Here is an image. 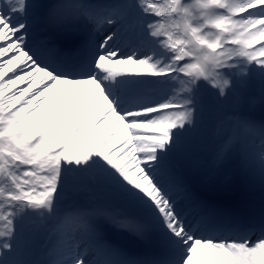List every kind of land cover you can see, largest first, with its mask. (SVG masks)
I'll use <instances>...</instances> for the list:
<instances>
[{
  "label": "snow or ice",
  "instance_id": "6c2138e0",
  "mask_svg": "<svg viewBox=\"0 0 264 264\" xmlns=\"http://www.w3.org/2000/svg\"><path fill=\"white\" fill-rule=\"evenodd\" d=\"M34 8L0 0V264H264V158L258 205L221 180L253 171L227 149L254 125L227 110L264 82V0H56L60 44ZM209 28L224 47L193 48L198 68L164 39Z\"/></svg>",
  "mask_w": 264,
  "mask_h": 264
},
{
  "label": "bare ground",
  "instance_id": "6f19581e",
  "mask_svg": "<svg viewBox=\"0 0 264 264\" xmlns=\"http://www.w3.org/2000/svg\"><path fill=\"white\" fill-rule=\"evenodd\" d=\"M44 0H33L35 4L34 15L40 18L39 22L35 24L34 31L38 36L52 35V43L60 44V40L49 33V31H41V26H44V18L47 16L49 8L42 6ZM91 2H109V0H91ZM115 27V26H112ZM111 28V27H109ZM112 30V28H111ZM210 35L208 39H200L199 35L194 33H185L180 30H176L174 36L169 38L167 35L164 37L165 41L171 40L169 47L170 51H176L178 53L177 60H188L190 64L198 68L199 65L196 63V60L193 56L192 49L199 47L202 50V53H218L224 47L223 44H220L216 41V33L212 31L211 28L208 29ZM215 42L217 44L216 48H211L210 44ZM227 43V41L225 42ZM62 46V45H61ZM186 54V55H181ZM187 73L185 76L187 77ZM193 84L195 82L193 81ZM174 87L177 90H180L184 87V84L180 81H176ZM264 90V82L261 81L260 77L253 73L247 83L243 84L239 88L240 96L234 97V104L229 108V115H237L247 120L251 121L254 127H241L238 131L237 137L228 145V153L242 154L246 153L248 162L253 169L249 171L248 168L243 167L239 163L235 164L236 161H233L234 166L228 172L225 173V176L221 178L225 182L233 185L224 195L227 201L236 206L246 207L248 205L254 204L258 205L260 198V187H259V177L258 170L259 164L262 158H264V145H261V141L258 134V127L261 123H256L252 121L253 118H258V115L264 113V102L261 101V92ZM200 97L202 101L206 104H210L212 101V96L209 91L201 89ZM259 112H255V110ZM248 129L255 136V139H252L251 142L248 141L245 130ZM231 135L230 133L228 134ZM225 143H227V137L225 138ZM201 182H206L207 177H200ZM193 182L196 183V178L193 177ZM212 195L213 193H208ZM31 223L30 221L28 222ZM118 239L125 244L132 251H140V245L136 241L135 237H132L129 234H124L118 236ZM162 250H157L159 253ZM40 252V242H37L32 249H29V254L34 258Z\"/></svg>",
  "mask_w": 264,
  "mask_h": 264
},
{
  "label": "rangeland",
  "instance_id": "374dc122",
  "mask_svg": "<svg viewBox=\"0 0 264 264\" xmlns=\"http://www.w3.org/2000/svg\"><path fill=\"white\" fill-rule=\"evenodd\" d=\"M55 2H56V0H44L42 3V6H44L45 8H50ZM45 27H46V24L44 22V26H41L40 30L43 31V29H45ZM109 30L111 31V28ZM49 33H51V32H49ZM51 34H53L54 36H56L59 39L58 35L55 32H52ZM236 96H240L239 91L236 93ZM255 112L257 113L259 111L256 109ZM258 116H259L258 118H253L252 121H255L256 123L264 122V113H261V115H258ZM245 132H246V135L248 137L249 142H251L252 139H255V136L252 134L251 131L246 129Z\"/></svg>",
  "mask_w": 264,
  "mask_h": 264
}]
</instances>
